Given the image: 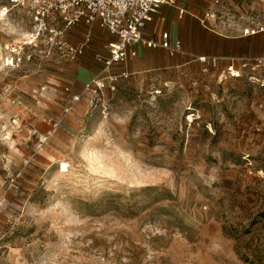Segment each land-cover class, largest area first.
<instances>
[{
    "label": "rangeland",
    "instance_id": "obj_1",
    "mask_svg": "<svg viewBox=\"0 0 264 264\" xmlns=\"http://www.w3.org/2000/svg\"><path fill=\"white\" fill-rule=\"evenodd\" d=\"M37 9L0 0V264H264V91L209 55L264 54V0L214 1L185 54L137 46L110 69L105 27L74 25L90 40L68 59Z\"/></svg>",
    "mask_w": 264,
    "mask_h": 264
},
{
    "label": "built area",
    "instance_id": "obj_2",
    "mask_svg": "<svg viewBox=\"0 0 264 264\" xmlns=\"http://www.w3.org/2000/svg\"><path fill=\"white\" fill-rule=\"evenodd\" d=\"M38 9L35 15V35H47L52 44L64 52L68 59L82 55L90 40L88 33L80 44L70 43L66 36L70 29L79 23H98L116 36V40L105 45V51L97 54L96 59L106 69L127 62L136 55L135 45L160 47L171 53L185 54L180 40L172 41L169 33L163 32L159 40L144 36V28L154 20L160 8L176 5V0H33ZM216 3L220 0H215ZM185 10H180V16ZM214 16L210 9L205 13L202 23ZM57 21L62 25H58ZM218 57H213L216 61ZM204 62L205 56L199 57ZM228 61L227 73L230 77H245L264 91V54L222 57ZM117 76L107 75L95 81L92 90L97 93L103 88L115 89ZM76 97L75 100H78Z\"/></svg>",
    "mask_w": 264,
    "mask_h": 264
},
{
    "label": "crops",
    "instance_id": "obj_3",
    "mask_svg": "<svg viewBox=\"0 0 264 264\" xmlns=\"http://www.w3.org/2000/svg\"><path fill=\"white\" fill-rule=\"evenodd\" d=\"M214 1L215 0H176V5L162 6L159 12L155 15L154 20L148 23L147 26L144 28V36L151 38V39L159 40L161 38V34L167 31L168 33H170L169 36L171 35L170 37L173 38L171 39L172 41L178 40V38L183 37L182 34L188 22L189 21L198 22L196 18H199L200 20H202L200 16L205 15V13L208 11L209 7L211 6L212 3H214ZM181 9L185 10V14L182 17L180 16ZM201 26L204 28H207L204 25H201ZM103 31H104L103 35L105 39L110 40V41L116 40V36L111 34L107 28H105ZM211 32H212L211 35L213 38L212 39L213 43L217 39L230 40V37L226 35H222L213 30H211ZM78 33L81 34V32L79 31ZM233 43L228 44V45L224 44L220 48H217L219 52L213 51L209 55L217 56V57H220L222 55L221 57H223L224 55L223 53L230 52V53L240 54V53L245 52L244 43L240 44L239 40L234 41ZM214 45L215 44H213L212 48L216 47ZM230 45H233V48H231V50H229ZM137 46L150 48L142 44L135 45L133 48ZM151 48L163 49L160 47H151ZM226 48L228 50H226ZM226 56L224 55V57Z\"/></svg>",
    "mask_w": 264,
    "mask_h": 264
},
{
    "label": "bare ground",
    "instance_id": "obj_4",
    "mask_svg": "<svg viewBox=\"0 0 264 264\" xmlns=\"http://www.w3.org/2000/svg\"><path fill=\"white\" fill-rule=\"evenodd\" d=\"M253 32H255V31H253ZM90 154L92 155V157L90 158V161H91V163H93L98 159V157L96 156L95 151H91ZM70 171H71V168H70L69 164L63 161L62 165H61V169H60V174L65 173V172H70Z\"/></svg>",
    "mask_w": 264,
    "mask_h": 264
}]
</instances>
